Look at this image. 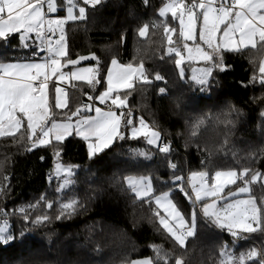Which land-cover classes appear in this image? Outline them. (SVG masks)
Returning a JSON list of instances; mask_svg holds the SVG:
<instances>
[{"label": "trees", "instance_id": "obj_1", "mask_svg": "<svg viewBox=\"0 0 264 264\" xmlns=\"http://www.w3.org/2000/svg\"><path fill=\"white\" fill-rule=\"evenodd\" d=\"M165 1L102 0L95 8L88 7L84 21L66 24L65 43L72 59L94 53L102 75L113 58L143 66L152 83L137 81L130 90L128 107L135 109L134 117H142L160 131L171 155L165 158L144 139L128 137L90 160L86 143L73 135L61 143V154L56 157L51 146L28 150L26 124L14 136H0V186L7 189L6 194H0V214L9 218L8 229L16 236L15 243L0 244V264H125L152 256L151 245L158 243L166 247L171 264L176 257L182 258L183 264H220L225 245L226 249L231 245L235 255L252 248L259 253L264 248V234L242 233L236 240L202 219H198L194 236L180 248L159 225L155 204L150 208L124 181L129 175L150 176L156 192L163 191L168 188L161 181L169 179V160L178 165L176 174L184 178L192 171H204L210 177L226 169L264 173V85L258 72L264 50L257 46L240 53L225 52L228 69L216 71L211 87L201 92L191 81L192 62L185 61V80H181L174 58L167 54L170 45L165 23L170 28L178 23L169 13L158 15ZM62 3L64 0H57L61 16L65 14V9L59 8ZM144 25H148L147 35L140 36ZM173 37L176 44L178 30ZM25 50L13 38L6 46L0 45V61L23 58ZM157 73L163 81L155 80ZM72 84L67 89L76 97L71 98L68 109L85 103L84 93L89 91ZM160 87H166L167 93L159 94ZM137 150L151 159L137 158ZM57 161L78 166L71 185L64 186L56 176ZM173 192L185 215L190 217L193 208L199 212L200 207L176 188ZM251 195L261 206L264 184L260 180L252 185ZM70 200L78 201L76 211L55 219L60 204ZM49 202L51 209L46 207ZM21 208L32 218L47 215L51 219L25 228L18 211ZM21 229L28 234L23 242Z\"/></svg>", "mask_w": 264, "mask_h": 264}, {"label": "snow or ice", "instance_id": "obj_2", "mask_svg": "<svg viewBox=\"0 0 264 264\" xmlns=\"http://www.w3.org/2000/svg\"><path fill=\"white\" fill-rule=\"evenodd\" d=\"M101 3L102 0H64L59 8L66 9V15L54 19L47 14L58 11L57 0H0V45L6 46L16 38L22 49L31 50V57L0 61V136H14L26 121V139L30 143L28 150L51 146L56 149L54 155L59 157L61 143L74 135L86 143L87 156L92 160L106 154V150L115 146V142L124 141L130 135L132 138L142 137L149 146H155L167 158L172 150L169 144L163 142L162 134L153 130L142 117L136 118L130 110L124 111L130 90L134 88V81L140 79L144 85L152 83L143 66L121 64L113 58L106 75H102L98 67H78L88 57L72 59L67 50L65 25L84 21L88 7L95 8ZM168 13H171L173 21H178L179 39L176 46H171L173 40L170 33H175L177 29L170 28L165 23L164 32L169 34L170 45L167 54L174 58L181 80H185V60L205 64V67L191 77V81L201 92L211 87L216 71L228 69L229 66L224 61L225 52L240 53L249 47L256 49L258 45L264 50V0H189L187 3L185 0H170L159 9L158 15L165 17ZM147 28L148 25L141 27L139 35L144 36ZM189 41L192 42L191 45ZM91 59L99 63L94 54ZM69 66L71 70L64 71ZM259 72L264 74V61L260 64ZM155 80L163 81L164 78L157 73ZM74 81L86 83L89 90L84 93L87 102L71 111L70 115L57 120L55 114L49 115L50 94L54 90L55 108L68 107L62 84ZM260 83L264 85V75L261 76ZM72 87L78 86L72 84ZM158 91L164 95L167 88L160 87ZM93 112L94 115L90 114ZM261 117L264 118V112H261ZM135 156L151 159L148 153L139 150L135 152ZM168 168L169 179L162 180L161 183L168 186L169 190L159 194L154 189L150 176L129 175L124 181L131 192L142 202L148 203L150 208L155 204L153 212L159 225L180 248H184L186 240L194 236L198 219L211 227L227 231L234 238H239L241 233L264 234V200L258 206L256 199L251 196L239 198L242 194L249 193V186L258 178L264 177V173L250 172L248 168L239 172L234 169L216 171L209 182L207 172L192 171L187 178V184L191 188L188 191L184 186V177L176 174L179 171L178 165L169 160ZM56 171H63L65 183H70L67 177L72 176L73 166L57 161ZM229 185H235V190L228 188L226 195H222ZM173 187L193 205L200 203L199 212L193 208L190 218L186 216L179 203L171 198ZM6 191L0 186V194H6ZM77 206L76 200L61 203L55 219L72 215ZM46 207L51 209L53 204L49 202ZM18 211L25 228L29 224L33 227L46 224L51 219L47 215L32 218L24 208ZM27 235L21 229V242ZM15 239L14 232L0 226V244L7 246L15 243ZM226 248L225 245L221 250L220 264H248L250 260L252 264H256L257 257L259 264H264V248L259 253L252 248L239 257L232 255ZM153 251L156 253V260L143 258L133 260L131 264H171L168 253L162 256L158 246H154ZM174 264H183L182 258L176 257Z\"/></svg>", "mask_w": 264, "mask_h": 264}, {"label": "rangeland", "instance_id": "obj_3", "mask_svg": "<svg viewBox=\"0 0 264 264\" xmlns=\"http://www.w3.org/2000/svg\"><path fill=\"white\" fill-rule=\"evenodd\" d=\"M165 4H167V3H165ZM164 4V5H165ZM164 5L162 6V7H164ZM161 7V8H162ZM51 15L49 16V17H51V18H58V17H63V16H65L66 15V9H65V14L63 15V16H61V15H58L57 14V12L56 13H50ZM169 14H171V13H169ZM177 23H178V21H177ZM66 26V25H65ZM176 29L177 30H179V24L177 25V27H176ZM147 31H148V29L146 30V32H145V35L144 36H146L147 35ZM168 35L169 34H167V39H168ZM170 35L172 36V40L174 41V37H173V35H174V33H170ZM190 45L192 44V42L191 41H189L188 42ZM66 44V43H65ZM171 46H176V44H172ZM182 46V45H181ZM259 46V45H258ZM170 47V46H169ZM21 49H22V47H21ZM23 50V49H22ZM26 54L23 56V57H31V50L30 49H26L25 51H24ZM119 61V60H118ZM185 61H188V60H185ZM262 61H264V52H263V55H262V57H261V61H260V64H261V62ZM120 62V61H119ZM190 62H192V65H191V67L189 68V70H190V76L192 77V75L194 74V73H198V71H199V69H201V68H203V67H205V64L203 63V62H198V61H190ZM121 64H131L133 67H139L140 65H138V64H132V63H122V62H120ZM98 67L99 69H100V64L99 63H97V62H92V61H89V62H87V63H82V64H79L78 65V67ZM111 66V64H109V67ZM259 67H260V65H259ZM69 70H71V67L70 68H67V69H65L64 71H69ZM258 72H259V69H258ZM259 74H261L260 72H259ZM261 75H264V74H261ZM137 81H142V80H140V79H137V80H135L134 81V85H135V83L137 82ZM76 84L78 87H76L77 89H80V90H83V89H86L87 87H86V83L85 82H83V81H74V82H71V83H64V84H62V87H64L65 88V96H64V99L65 100H67V102H68V107H69V104L71 103V98L72 97H76L75 96V92L74 91H69V89H67V88H69L70 87V85L71 84ZM81 86H83V87H81ZM98 86V85H97ZM103 90V89H102ZM122 91H124V90H122ZM92 94V93H91ZM121 95H122V92H121ZM123 96V95H122ZM97 104H98V102H97ZM49 105H50V112H49V115L50 116H52L53 114H55V118L57 119V120H61V119H63L66 115H70V113H71V111H74L75 109L74 108H70V109H68V107H66V108H64V109H57V108H55V94H54V90H53V92L50 94V97H49ZM98 106H100V105H98ZM101 107H103V106H101ZM126 108H128V102L126 101ZM90 114H92V115H94V112L93 113H90ZM138 118H140V117H138ZM73 119H75V117H73ZM145 120V119H144ZM145 122L146 123H148L149 124V126L153 129V130H157L155 127H153L149 122H147L146 120H145ZM24 124H26V121L24 122ZM22 126H23V124H22ZM21 126V127H22ZM157 131H159V130H157ZM160 132V131H159ZM129 138H132L130 135L128 136ZM142 138V137H141ZM143 139V138H142ZM145 141V140H144ZM146 142V141H145ZM57 165V164H56ZM56 165H55V168H54V172H55V174H56V176L57 177H59L60 179L62 178V182H63V184H64V186H69V185H71L72 184V182H73V176H74V174H75V172L77 171V168H78V166L77 165H71V164H63V165H67V166H73V173H72V176L71 177H67V179H69L70 180V183H65V174H64V172L63 171H61V172H59V173H57V171H56ZM227 170H230V169H226V170H221V171H227ZM234 170H236V169H234ZM239 172V171H238ZM214 174L215 173H213V176H214ZM190 175V174H189ZM188 175V176H189ZM208 176H209V174H208ZM210 177V176H209ZM188 178V177H187ZM261 181L263 184H264V177H261V178H258V180L256 181V182H258V181ZM255 182V183H256ZM238 183H242V182H239L238 181ZM254 183H252L249 187H250V192L249 193H247V194H242L239 198H248L249 196H251L252 198H254V199H256L254 196H252L251 195V191H252V185H253ZM184 186L185 187H187L188 188V191H191V188H190V186L187 184V182L186 183H184ZM228 188H232L233 190H235V185H229V186H226V188H225V192L222 194V195H226V193H227V189ZM155 189V188H154ZM175 188L173 187V189H172V194H171V198L173 199V201L174 202H176V200H175V198H174V196H173V190H174ZM169 190V187L167 188V189H165V190H163V191H168ZM161 191H159V192H157V194H159ZM256 201H257V199H256ZM257 204H258V202H257ZM258 206H259V204H258ZM183 212V211H182ZM184 213V212H183ZM185 214V213H184ZM3 215H5V214H3ZM187 216V215H186ZM190 218V217H189ZM0 226H5V227H7V228H9V224L8 223H0ZM242 234V233H241ZM236 240H239V238H235ZM187 241V240H186ZM186 243V242H185ZM151 246H158V247H160V249H161V255L163 256V254L164 253H168L167 252V249H165V247H164V244H160V243H158V244H152ZM164 249H165V252H164ZM228 252H230L232 255H234L235 257H239L240 256V254L239 255H235L234 254V252H233V247H231V245H230V247H229V249H226ZM143 258H152L153 260H156V254L154 255H152V256H148V257H143ZM138 260V259H137ZM125 264H131V263H125Z\"/></svg>", "mask_w": 264, "mask_h": 264}, {"label": "built area", "instance_id": "obj_4", "mask_svg": "<svg viewBox=\"0 0 264 264\" xmlns=\"http://www.w3.org/2000/svg\"><path fill=\"white\" fill-rule=\"evenodd\" d=\"M169 2H170V0H166L165 1V3H169ZM185 2H186V0H185ZM45 11H46V5H45ZM47 15L50 16L51 14L49 13ZM85 102H87V96L85 97ZM129 110L133 113V115L135 114V109L134 108H130V107L126 108L125 107V109H124V111H126V112L129 111ZM53 176H54V174L51 175V177H53ZM187 177L184 178V183L187 182ZM210 178L211 177H209V182H210ZM199 207H200V203H197L196 204V208H199ZM0 222L1 223H7V222H9V218L6 215L0 214Z\"/></svg>", "mask_w": 264, "mask_h": 264}, {"label": "water", "instance_id": "obj_5", "mask_svg": "<svg viewBox=\"0 0 264 264\" xmlns=\"http://www.w3.org/2000/svg\"><path fill=\"white\" fill-rule=\"evenodd\" d=\"M92 54H94V53L86 54V55H81V56H83V57H88V59L81 61L80 64H82V63H87V62H89V61H94V60L91 59ZM94 55H95V54H94ZM95 56H96V55H95ZM78 57H80V56H78ZM78 57H76V58H74V59H77ZM70 67H71V66H69V68H70ZM66 69H67V68H66Z\"/></svg>", "mask_w": 264, "mask_h": 264}, {"label": "crops", "instance_id": "obj_6", "mask_svg": "<svg viewBox=\"0 0 264 264\" xmlns=\"http://www.w3.org/2000/svg\"><path fill=\"white\" fill-rule=\"evenodd\" d=\"M165 247V246H164ZM160 248V247H159ZM165 249H166V247H165ZM165 249H164V252H165ZM156 253L154 252V255H155ZM140 259H143V258H140ZM140 259H138V260H140Z\"/></svg>", "mask_w": 264, "mask_h": 264}]
</instances>
